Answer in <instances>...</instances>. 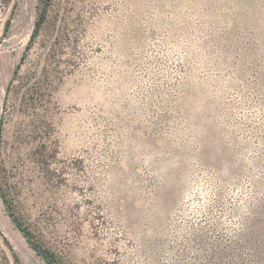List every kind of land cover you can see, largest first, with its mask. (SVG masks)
I'll return each mask as SVG.
<instances>
[{
  "label": "rangeland",
  "instance_id": "obj_1",
  "mask_svg": "<svg viewBox=\"0 0 264 264\" xmlns=\"http://www.w3.org/2000/svg\"><path fill=\"white\" fill-rule=\"evenodd\" d=\"M1 114L20 264H264V0H0Z\"/></svg>",
  "mask_w": 264,
  "mask_h": 264
},
{
  "label": "trees",
  "instance_id": "obj_2",
  "mask_svg": "<svg viewBox=\"0 0 264 264\" xmlns=\"http://www.w3.org/2000/svg\"><path fill=\"white\" fill-rule=\"evenodd\" d=\"M48 1V0H47ZM42 15H45V11H44V14H41L40 16V19L39 20H36L35 23H34V27L32 29V32H31V35H30V38H29V41L26 45V48L31 44L32 40L34 39L36 33L38 32L40 26H41V20L43 18ZM20 66H21V58H20V61L19 63L16 65L15 67V70L13 71V75H12V79L9 83V86L7 88V92H6V98L8 96V93L10 91V88L15 80V77L20 69ZM6 98H5V101H6ZM4 107H5V102H4ZM4 107H3V112H4ZM2 119H3V114H2V118H1V122H0V132H1V127H2ZM1 134V133H0ZM1 193V192H0ZM2 196V199L3 201L5 202V204L9 203L7 202L5 196H3L2 194H0ZM15 223H16V226L23 232V234L30 240V243L31 245H33V243H35L33 246H34V249L36 250L37 253H41V249H40V246L39 244H37L36 241L33 240V237L32 235L28 232V229L27 228H24L23 225L20 223L19 220H15ZM0 237L2 239V242L3 244L7 247V249L11 252L12 254V257L14 259V261L16 262V264H20V261L18 259V257L16 256V254L14 253L13 249L11 248L10 244L8 243V241L6 240V238L0 233ZM44 258L50 263V264H55V262L53 260H50L51 259V256L49 258V253L48 251H45L44 253H42ZM7 260H6V257H4V254L1 252V256H0V264H7Z\"/></svg>",
  "mask_w": 264,
  "mask_h": 264
},
{
  "label": "water",
  "instance_id": "obj_3",
  "mask_svg": "<svg viewBox=\"0 0 264 264\" xmlns=\"http://www.w3.org/2000/svg\"><path fill=\"white\" fill-rule=\"evenodd\" d=\"M32 32V31H31ZM31 35V34H30ZM29 38H30V36H29ZM16 67V66H15ZM15 70V69H14ZM11 79H12V77H11ZM11 79L9 80V82H8V85H7V87H6V89H5V97H4V102H5V98H6V92H7V88H8V86H9V83H10V81H11ZM3 107H4V103H3ZM3 107H2V111H3ZM1 118H2V114H1ZM1 118H0V122H1ZM1 233V232H0ZM2 234V233H1ZM3 235V234H2ZM4 236V235H3ZM5 237V236H4ZM6 238V237H5ZM6 240H7V238H6ZM8 241V240H7ZM8 243L10 244V242L8 241ZM10 246H11V244H10ZM11 248H12V246H11ZM13 249V248H12ZM13 251H14V249H13ZM14 253H15V251H14Z\"/></svg>",
  "mask_w": 264,
  "mask_h": 264
}]
</instances>
